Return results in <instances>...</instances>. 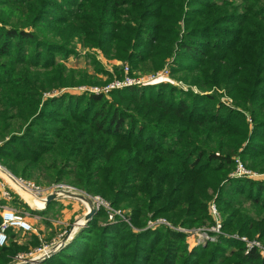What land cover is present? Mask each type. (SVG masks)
<instances>
[{
	"label": "trees",
	"instance_id": "1",
	"mask_svg": "<svg viewBox=\"0 0 264 264\" xmlns=\"http://www.w3.org/2000/svg\"><path fill=\"white\" fill-rule=\"evenodd\" d=\"M76 43L131 77L168 64L188 88L71 94L103 84L62 62ZM237 158L264 174V0H0V162L99 195L132 227L100 211L44 264H264L234 239L188 249L184 234L146 228L212 223L213 202L223 233L264 244V179L230 177ZM11 231L0 264L27 250Z\"/></svg>",
	"mask_w": 264,
	"mask_h": 264
},
{
	"label": "rangeland",
	"instance_id": "2",
	"mask_svg": "<svg viewBox=\"0 0 264 264\" xmlns=\"http://www.w3.org/2000/svg\"><path fill=\"white\" fill-rule=\"evenodd\" d=\"M75 49H76V53L78 56H74V55L69 56L66 60H63L62 62L66 65V67L68 69L74 68L77 70L85 71L88 75L95 77L96 79L100 80L101 83H103L100 85L88 86L89 88L95 87V88L100 89V88L106 87L107 85L112 83L114 80H123V78H125L126 76L131 78V76H129V69H128L127 74H125V72H124V68H125L124 66H126V65H123V63L121 61H118L115 59H113V60L112 59H110V60L106 59L100 50L94 49V48L83 47L80 43L75 44ZM94 61L99 64L100 68L102 69V73H98L95 70L94 65L92 63ZM164 68L169 70L168 78H166V80H163V81H161L159 83H155V84L170 83L173 86H176L180 89L187 90L188 87L185 84H183L182 82L171 77L168 64H165L160 70H162ZM116 69H119L118 73L119 72L122 73L121 79L116 78L117 77V70ZM160 70H158V71H160ZM158 71H155V72H153V71L152 72L136 71V73H135L136 75H134V78H136V79L144 78L146 76L155 74ZM108 78H111V79L108 80ZM147 85H154V84H146L144 86H147ZM88 87L87 86H79V87H75L73 89H66V91L71 93V94H81V93H86L84 91H81V89L84 90V88L86 89ZM133 87H140V86H133ZM119 90H121V89H119ZM219 92L222 94L221 101L225 100L227 98L226 95H224L223 91H219ZM107 95H108V93H107ZM228 103L231 104L230 99H229ZM0 166L4 167L7 170V172H9L12 176H14L17 179H21L23 181H31V182H34L37 185L44 187V188L50 187L53 184H61V185H64L66 187L74 188L75 189L74 193H76V195H82L85 199L88 198V196H87L88 194L85 195V193H82V191H80L79 189H77L76 187H74L68 183H65V182H61V183H51L50 182V183H48L44 180L36 181V180H32V179H26V178H23L21 176H16V175L12 174L11 171L1 162H0ZM235 169H236V164L234 166V169L232 170V173L235 171ZM259 176H261V178L264 179V174H259ZM256 180H260V179H256ZM93 196H98V197L102 198L99 195H93ZM14 197H15V200L12 202V205H10V206H12V208L15 211H17L21 216H24V214L29 215V216H25L26 217L25 221L33 224V226H32L33 231L30 233H26V234H22L16 230L11 231V233L15 234V237H14L15 239L13 238L14 239L13 242L16 243L17 245L25 246L27 248L26 251H20L16 255H14L11 259L13 261H14V259H16V257L24 256L25 254H28L29 252L37 249L41 245L51 244L52 240L55 239L56 237L60 236V235H63L64 231L69 233L70 230H73L74 228L78 227V223L82 222L83 223L82 226L75 232V235L73 237V239H74L76 237V235L83 228L86 227V224L88 221L87 222L85 221V216L89 213V211H91V209L96 210L92 203H88V202L84 203V202H82L78 199H75V198H70V197H66V196H61V197L58 196V198L55 200L54 205L49 210V215L43 216L39 213L43 212L45 209L43 211L36 210L34 208L36 206L33 205L32 203L28 202L24 198L25 196L22 195V193L15 191ZM211 203H209L208 206ZM40 205H42V203H40ZM111 208L114 209L113 207H111ZM114 210L115 211H121L118 208L114 209ZM100 211L103 212L107 218V213L105 212V210H102V209L96 210L95 214H97ZM34 212H37V214L35 215ZM122 213L124 214V218L127 220V222L124 221V219H120L119 216H116L112 220H109V218H107V220H105V221L113 223V224H116L117 222H123V223H125L131 227L130 218L128 217L129 212L124 211ZM33 215L39 216L40 218L35 220L32 218ZM220 217H221V215H220ZM150 220L153 222L164 221V223H167V225H165V226L158 224L156 226V228L165 227L169 230L184 234L186 237L185 242L187 244L188 249H192V248H196V247H203V246L207 245L208 243H214L216 241L215 240L214 242H210V241L204 242L201 240L199 245H198V244H196V242H198V239L191 237L192 234H197L196 231L204 229V228H208V226H211L213 223H209V224L197 227V228H185L182 226H173L165 218H157V219H150ZM150 220H148L146 222V225ZM221 221L223 222L222 218H221ZM101 223H102V221H101ZM31 235H35L39 238V244L37 246H33V244H31V240H30ZM242 237H246V236H242ZM246 238H248V237H246ZM72 240L70 242H72ZM251 240H256L261 245L264 246L263 242L261 240H259L257 237H254ZM70 242H68L67 245ZM7 243L9 244V239L6 240L5 245H8ZM64 247L61 250H63Z\"/></svg>",
	"mask_w": 264,
	"mask_h": 264
},
{
	"label": "built area",
	"instance_id": "3",
	"mask_svg": "<svg viewBox=\"0 0 264 264\" xmlns=\"http://www.w3.org/2000/svg\"><path fill=\"white\" fill-rule=\"evenodd\" d=\"M124 72L125 74L128 73V67L124 66ZM169 70L164 68L155 74L146 76L144 78H134V77H128L126 76L123 78V80H114L112 83L107 85L103 88H89L81 91L88 90L92 93H105L107 94L111 90H119L127 87H133V86H144L146 84H155L159 83L163 80H166L168 78ZM229 99L223 100L224 103H228ZM249 121V119H247ZM230 177L233 178H247V179H261V176L259 174H256L253 171H250L249 169H246L241 161L237 158L236 159V169L235 171L230 175ZM20 192L22 194L27 195L31 200L38 201L42 203L41 208H36L38 211H43L45 209V202L49 195L51 194H57V196H65L63 195V192L76 194L74 193L75 189L71 187H66L61 184H53L50 187H41L37 185L34 182L31 181H23L21 179H17L14 176H12L7 170L0 166V247L4 246L6 243V233L8 230H16L22 234L30 233L33 231V224L25 221V216H29L28 214H24V216H21L17 211H15L12 206V202L15 200L14 192ZM83 193V192H82ZM87 195V194H85ZM88 198L86 200L89 201V203H92L96 210H105L107 213V218L109 220L114 219L116 216H119L120 219H124V221L127 222V220L124 218V214L121 211H115L111 208V205L103 200L102 198L98 196H92L87 195ZM67 197V196H66ZM83 202V201H82ZM85 203V202H84ZM31 206V205H30ZM95 210V211H96ZM209 215L213 219V224L211 226H208V228H204L201 230L196 231L197 234H192L191 237L198 239V242L196 244L199 245L200 241H210L214 242L217 240L219 236H223L226 238L234 239L239 242H241L244 245V251L245 254H248L250 251H257L259 255L264 258V246L261 245L256 240H251L246 237H242L236 234L233 235H227L223 233L222 231V221L221 217L219 215V212L217 211V208L215 204L212 202L209 205ZM33 219L37 220L40 217L33 215ZM81 224V225H80ZM82 222L78 223V227L74 228L73 230H70L69 233L65 232L63 235H60L52 240L51 244L49 245H41L37 249L29 252L28 254H25L24 256H18L16 259L11 260L10 264H44V262L49 259L51 256H49L50 252H54L59 249L60 243L64 239V237H68V239L65 242V245H67L68 242H70L75 232L82 226ZM160 225H167V223H164V221H149L146 225V228L154 229L156 226ZM64 245V246H65Z\"/></svg>",
	"mask_w": 264,
	"mask_h": 264
},
{
	"label": "water",
	"instance_id": "4",
	"mask_svg": "<svg viewBox=\"0 0 264 264\" xmlns=\"http://www.w3.org/2000/svg\"><path fill=\"white\" fill-rule=\"evenodd\" d=\"M63 195L70 197V198H75L78 199L80 201L83 202H88V200H86L82 195H76V194H71V193H67V192H63ZM58 198L57 194H51L47 197L46 202H45V208L52 202L55 201ZM95 215V210L89 211V213L85 216V221H89L93 216ZM68 239V237H64V239L62 240V242L60 243V247L58 250L54 251V252H50L49 256H53L56 253H58L59 251H61V249L64 247L66 240Z\"/></svg>",
	"mask_w": 264,
	"mask_h": 264
},
{
	"label": "bare ground",
	"instance_id": "5",
	"mask_svg": "<svg viewBox=\"0 0 264 264\" xmlns=\"http://www.w3.org/2000/svg\"><path fill=\"white\" fill-rule=\"evenodd\" d=\"M22 195L25 196L24 198H25L28 202H30V203H32L33 205H35L36 208H41L42 205H40V203H39L38 201H33V200H31V199H30L27 195H25V194H22Z\"/></svg>",
	"mask_w": 264,
	"mask_h": 264
},
{
	"label": "crops",
	"instance_id": "6",
	"mask_svg": "<svg viewBox=\"0 0 264 264\" xmlns=\"http://www.w3.org/2000/svg\"><path fill=\"white\" fill-rule=\"evenodd\" d=\"M261 179H263V178H261ZM58 201H59V200H58ZM58 201H57V202H58ZM59 202H60V201H59ZM61 202H62V201H61Z\"/></svg>",
	"mask_w": 264,
	"mask_h": 264
}]
</instances>
